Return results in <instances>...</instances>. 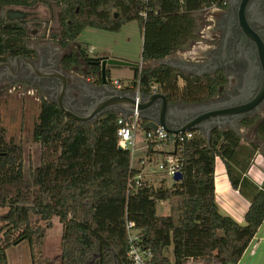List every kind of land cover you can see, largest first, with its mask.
I'll list each match as a JSON object with an SVG mask.
<instances>
[{"label":"trees","instance_id":"1","mask_svg":"<svg viewBox=\"0 0 264 264\" xmlns=\"http://www.w3.org/2000/svg\"><path fill=\"white\" fill-rule=\"evenodd\" d=\"M223 1L0 0V6L56 7L58 31L50 37L66 47L76 42L86 27L119 31L124 22L131 20H138L145 28L171 21L187 22L188 38H193L199 23L195 14ZM26 32L18 21L0 19L1 59L33 55L34 50L25 45ZM87 50L85 44H80L76 52L64 55L62 66L69 69L80 59L88 60ZM166 55L143 50L141 57L155 60ZM109 67L106 76L112 84ZM131 68L133 76L127 85L118 79L121 90L147 95L156 89L169 99L161 88L159 72L171 68ZM86 78L99 85L100 66L90 64ZM223 81V76L207 78L204 98L214 96L218 83ZM183 94L189 93L185 90ZM117 116L108 111L85 126L42 98L32 128L33 139L41 146V161L25 178L22 146L6 139L0 114V209L6 208L0 215V264H8L6 249L24 240L29 243L32 264H52L35 257V248L42 245L53 217L61 223L58 264H132L127 256L131 242L126 221L134 223L136 239L132 242L151 252L148 264H187L189 259H200L203 264H236L264 220V185H256L245 175L254 153L259 151L264 156V117L243 122L254 127V141L246 145L229 129L214 128L209 142L201 132L192 130L193 136L174 144L172 151L182 162L181 180L169 186L143 184L128 190L130 153L118 149ZM143 124L141 120L140 126ZM158 144L165 145L149 142L148 152ZM217 157L224 164L232 188L249 201L244 224L219 211L214 192ZM159 201L168 202L169 214H157ZM171 244L172 259L166 254Z\"/></svg>","mask_w":264,"mask_h":264},{"label":"rangeland","instance_id":"2","mask_svg":"<svg viewBox=\"0 0 264 264\" xmlns=\"http://www.w3.org/2000/svg\"><path fill=\"white\" fill-rule=\"evenodd\" d=\"M213 7L201 8L195 15L198 17V25L194 29L193 38H188L187 22L171 21L167 23L152 24L142 27L138 20L126 21L122 24L119 31H110L86 27L79 34L74 43H70L68 51L76 50L80 44L88 47L89 56H102L109 53L111 58L123 61L141 63L149 66L151 60H142V51L165 52L166 56L179 57L184 60H193L200 55V52L212 45L205 33L208 26V17ZM7 10H19L24 13L23 19L35 20L26 25L28 32L27 38L30 42L34 41L40 34L50 35L58 31L56 21L57 8H49L42 4H36L30 8L17 6L0 7L1 13ZM36 30L32 36L31 31ZM49 40H52V37ZM91 49V51L89 50ZM65 51V50H64ZM63 51V52H64ZM154 66V65H152ZM113 76L122 80L124 85L128 84L130 77L133 76V69L128 66H112ZM71 71V70H69ZM79 75L82 72L77 71ZM161 88L166 91L171 99L174 100H198L206 95L205 80L203 77L195 75H184L173 69H166L159 72ZM197 77V79L194 78ZM112 82V80H111ZM188 91V97L183 92ZM42 98H46L39 88L25 83H14L11 86L0 88V114L2 124L6 129V139L19 143L23 149V172L25 178H29L32 169L41 161V146L34 141L32 136L33 124L36 121L39 103ZM142 128H138L139 138H142ZM249 134L246 136L250 137ZM245 138V137H244ZM243 143V140H241ZM142 148L135 155L133 164L139 167V160L143 158L145 152ZM245 144V143H243ZM246 145V144H245ZM138 160V161H137ZM137 161V162H136ZM137 167V168H138ZM146 172L151 170L148 163H145ZM160 176H152L149 181L154 187L158 186ZM165 181L167 186L171 183ZM169 184V185H168ZM157 214L164 215L170 210L167 201L157 203ZM6 212V208L0 209V215ZM3 222L0 221V227ZM134 235V232L132 233ZM61 223L57 217L52 218V227L46 230V237L40 247L35 248V257L44 258L52 264L59 263L60 256ZM166 254L170 259L172 255V244L167 248ZM8 264H32V256L29 243L24 240L16 245H11L6 249Z\"/></svg>","mask_w":264,"mask_h":264},{"label":"water","instance_id":"3","mask_svg":"<svg viewBox=\"0 0 264 264\" xmlns=\"http://www.w3.org/2000/svg\"><path fill=\"white\" fill-rule=\"evenodd\" d=\"M6 14L11 19L24 15L19 10H7ZM242 27L250 39L257 38V34L245 23L244 19H242ZM52 48L58 53L63 51L56 44L52 45ZM35 50L39 55L38 61L18 55L9 59L8 62L0 63V65H6L10 67L11 72L17 73L18 68L25 64L33 78L32 80H20L35 85L45 94L48 101L54 102L60 110L85 126L108 111L124 118L136 113L144 121L143 129L155 130L157 126H160L170 133L197 130L209 142L212 130L215 127L225 129L226 124L231 126L233 132L240 134L235 122L244 115L259 112L260 106L264 103V81L255 97L241 104L211 99L199 103H168L166 95L162 92H153L147 95L137 94L136 90H121L109 83L106 76L108 66L141 68L143 67L141 63L123 61L108 56H89V63L100 66L101 83L94 85L84 75H77L71 71H65L62 67L53 66L54 59L49 60L50 64H53L52 66L43 64L41 59L43 49L37 47ZM166 59L167 57H163L157 62L169 65ZM182 60L184 61L181 62L183 66H176V69L180 68V70L195 76L204 73V68L207 66L205 63L199 66L200 64L193 60ZM10 64L15 65L17 69L14 70ZM118 149H122L121 146H118ZM181 178L180 171L176 172L173 177L175 181L181 180Z\"/></svg>","mask_w":264,"mask_h":264},{"label":"flooded vegetation","instance_id":"4","mask_svg":"<svg viewBox=\"0 0 264 264\" xmlns=\"http://www.w3.org/2000/svg\"><path fill=\"white\" fill-rule=\"evenodd\" d=\"M22 17L11 19L7 16L5 11L1 13L0 19L18 21L25 29L26 25L30 22L35 23V20H27ZM242 19H244L245 23L257 34L255 40L250 39L245 33L242 27ZM207 21L208 26L205 33L212 45L202 50L200 55L193 59V61L198 62L200 64L199 66L203 63L207 64L204 68V73L198 77H203L206 81L209 77L215 78L216 76H223L224 81L220 84L218 83L217 92L214 96L191 102L183 101L182 99L174 100L169 97V99L167 98L168 103H199L211 99L241 104L253 99L262 87L264 81V0H225L222 5L213 6ZM36 33V30L31 31L32 36ZM27 36L28 32H26L25 45L34 50L33 55L28 58L38 61L39 55L35 49L40 47L43 49L41 52L43 64L52 66L53 64H50L51 61L49 60L54 59L53 66L62 67L65 71L73 70L77 72L79 70L82 72L81 75H84L86 78V72L91 64L88 60L80 59L77 65L69 69H65L62 66L64 55L66 53L76 52V50L68 51V46L61 47L57 41L53 39L49 40L50 35H47V33L40 34L32 42L29 41ZM54 44L59 45L63 51H65H62V53L54 51L52 48ZM13 57L15 56H7L5 59L0 58V63L8 62V60ZM165 57H167L166 62L169 65L159 64L157 62L159 59H155L151 60L152 62L149 63V67L167 66L181 72V74L188 76L192 75L180 70V68L176 69V66H183L181 62L184 61L182 59L174 56ZM10 66L14 70L17 69L15 65L10 64ZM32 78L33 75L29 74V69L25 64L18 68L17 73L11 72L10 67L6 65H0V88L11 86L14 83H25L36 87L27 81L20 80H32ZM87 80L89 81V79ZM153 92L158 91L154 89ZM252 117L257 118V120L264 117V103L260 106L259 112H255L251 115H244V117L235 122L240 133L237 135L246 138L247 134L250 133L249 136L254 134V127H247L243 123L245 120ZM227 129L231 130L229 124H226L223 130Z\"/></svg>","mask_w":264,"mask_h":264},{"label":"built area","instance_id":"5","mask_svg":"<svg viewBox=\"0 0 264 264\" xmlns=\"http://www.w3.org/2000/svg\"><path fill=\"white\" fill-rule=\"evenodd\" d=\"M111 83L116 88L121 89L119 80L114 79ZM136 92L137 94L139 93L138 90H136ZM141 120L142 119L134 113L126 118L118 115L116 121L117 144L130 153V171L127 178L128 190L143 184L153 186V184L149 182L152 176H160L158 186L166 185L167 183L165 181H168V179L170 183L174 182L175 180L173 177L175 173L181 172L182 167V162L178 155L172 153L174 144H180L193 136L192 130L170 133L160 126H157L155 130L143 129L140 126ZM138 128H142V138H139ZM149 142H164L165 145L158 144L154 146V151L150 153L148 152ZM140 143L143 144V151L145 154L143 158L138 159L139 167L137 166V168L133 162L136 159L135 155L137 151L142 148ZM145 163H148V167L151 169L148 172L143 169ZM133 224L134 223L131 221H126V230L131 242L127 256L132 264H148L152 257L151 252L142 250L132 242L133 239H136V236L132 234L134 232L132 231Z\"/></svg>","mask_w":264,"mask_h":264},{"label":"crops","instance_id":"6","mask_svg":"<svg viewBox=\"0 0 264 264\" xmlns=\"http://www.w3.org/2000/svg\"><path fill=\"white\" fill-rule=\"evenodd\" d=\"M89 50L91 51L90 48ZM102 56L113 57L109 53H104ZM111 67H109L110 79L112 81L114 79L118 80L113 76V68ZM71 72L79 75L73 70ZM254 138L255 136L252 134L247 138L248 140L246 138H242V140L243 143L248 144L254 141ZM245 175L256 185H264V156L259 151L254 153ZM214 192L219 211L222 214L231 216L239 224H244V216L249 207V201L238 190L232 188L224 164L218 157L215 159ZM166 214H169V212L164 215ZM187 264H203V261L189 259ZM236 264H264V220Z\"/></svg>","mask_w":264,"mask_h":264}]
</instances>
